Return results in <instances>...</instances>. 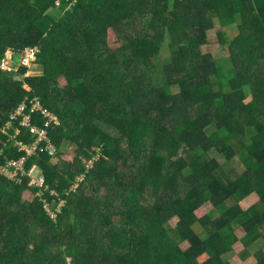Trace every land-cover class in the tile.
Instances as JSON below:
<instances>
[{
    "label": "trees",
    "instance_id": "obj_1",
    "mask_svg": "<svg viewBox=\"0 0 264 264\" xmlns=\"http://www.w3.org/2000/svg\"><path fill=\"white\" fill-rule=\"evenodd\" d=\"M55 3L0 0V60L37 45L42 67L28 90L0 66V164L22 155L4 131L9 123L32 143V128L46 121L12 119L27 97L59 117L49 129L57 154L26 164L45 173L44 195L28 178L0 174V264H95L96 256L102 264H232L224 255L238 242L264 240V0H78L69 9L62 0L59 17ZM216 22L227 68L202 49ZM233 136H248L243 172L213 157L229 159ZM254 193L259 201L243 208ZM222 201L231 207L221 215ZM197 226L208 237L183 248ZM256 259L264 264L262 248Z\"/></svg>",
    "mask_w": 264,
    "mask_h": 264
},
{
    "label": "rangeland",
    "instance_id": "obj_2",
    "mask_svg": "<svg viewBox=\"0 0 264 264\" xmlns=\"http://www.w3.org/2000/svg\"><path fill=\"white\" fill-rule=\"evenodd\" d=\"M50 12L57 17L63 14L61 10H57L55 8H51ZM174 16L176 17V15ZM219 30H221L220 23L216 22L215 28H213L212 30L208 32L209 41L206 44H204L202 49H203V52L205 53L213 54L216 59V62L218 64H224L227 68L229 66L228 64L230 63L229 61H231V58H230L229 51L226 49V47L224 48V46L221 44L222 42L219 37ZM170 41H171V37L169 35L167 37L166 45L171 44ZM31 46H35V45H31ZM20 56L21 54H17L16 59L20 58ZM28 67L29 69L25 74H20V72H18L19 69L15 70V72L17 73L16 78L25 81L26 89L30 90L31 89L30 82H33L36 79L35 77H38L39 75H41L42 67L40 64H38V62H35V61H32ZM173 89L177 91L175 87ZM251 100H252V95H250L246 99L247 102ZM205 129H206V133L208 135H211L216 130V124L215 123L207 124ZM248 136L247 137L233 136L232 138H230L228 140L229 153H230L229 159H227L226 156L222 153H219V154L217 153L213 155V157H215V159L219 162V165H224L226 163L227 166H229V168L231 169L234 168V169H237L243 172L245 170L243 160H244V156L246 153V145L247 143H249ZM97 159H99V155H96L95 158H93V160L89 162L88 167H87L89 170H91L92 167L95 165ZM192 159H193V156H187L185 158V162L183 163V165L187 167ZM83 179H84L83 176H78L77 177L78 182L74 184L72 188L76 190L77 186L80 184L81 181H83ZM170 193H171V190H165L160 195L159 197L160 200H168ZM258 201H259V196L257 193H254L247 200L241 201V205L243 206V208L248 209L252 205L256 204ZM230 202L231 201H222L220 203L218 207V212L221 213V215L222 213L226 212L231 207V205L228 204ZM52 207L53 206L51 205V208ZM104 208L106 209L104 210V213L107 210L108 211L111 210V206L109 205L104 206ZM87 209L84 212V215L87 218H91L93 215H95V211L93 209H88V210ZM209 209H210L209 204L204 205L200 209L197 210V214L199 216H203L208 212ZM110 213L112 214L111 211ZM113 214H114V211H113ZM177 221H178V217H175L172 221V224L176 225ZM99 232L101 233L103 232V230H99ZM236 235L239 238H242L246 235V230L243 227H239L236 229ZM207 237H208L207 231L203 229V227L197 226L195 228V235L192 237V239H190V241L188 240L185 241L182 244V246L183 248L188 249L194 245H198L200 242L204 241ZM91 240L94 241L91 243H96L95 238H92ZM259 248H262L264 250V240L259 241L256 245L251 246L249 248H246L242 242H238L235 245V249L232 252H229L226 255H224V258L230 261V263L232 264H256L257 263L256 251ZM95 259H96L95 264H102V259H103L102 256H96Z\"/></svg>",
    "mask_w": 264,
    "mask_h": 264
},
{
    "label": "built area",
    "instance_id": "obj_3",
    "mask_svg": "<svg viewBox=\"0 0 264 264\" xmlns=\"http://www.w3.org/2000/svg\"><path fill=\"white\" fill-rule=\"evenodd\" d=\"M69 6L68 9L77 3L78 0H68ZM62 5V0H56V3L53 8L60 10ZM40 52L39 46H28L24 49V52L21 54L20 58L17 60L16 55L13 56L11 52H8L0 60V66L2 69L7 71L18 70L21 66H29L32 61H35L38 53ZM32 113L42 114L46 121L43 126H35L32 128V131L37 133V137L32 141V143L26 141L24 138H19L20 127L14 126V123H9L4 131L9 134L10 139L12 140V149L22 153L19 158H8L0 164V174L8 178L9 180L15 181L17 183H22L25 178L29 179V184L33 187L39 189V194L42 196L44 192L49 187L46 183V176L43 170L39 165H33L29 170H27L26 164L27 161L35 154L47 153L50 156L57 154V147L55 146L52 138L49 135V129L54 124H59L58 115L53 112L48 107H44L36 97H27L18 108L12 119L17 120L19 116H22L20 121L21 125L30 124ZM1 148L0 156L5 155ZM53 194H57L54 191ZM45 200V207L49 213L56 218L57 214L51 208V203ZM62 203L59 204L61 206ZM58 206V209L60 207Z\"/></svg>",
    "mask_w": 264,
    "mask_h": 264
}]
</instances>
